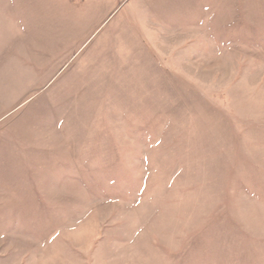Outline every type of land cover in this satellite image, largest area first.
<instances>
[{
  "label": "rangeland",
  "instance_id": "1",
  "mask_svg": "<svg viewBox=\"0 0 264 264\" xmlns=\"http://www.w3.org/2000/svg\"><path fill=\"white\" fill-rule=\"evenodd\" d=\"M0 264H264V0H0Z\"/></svg>",
  "mask_w": 264,
  "mask_h": 264
}]
</instances>
